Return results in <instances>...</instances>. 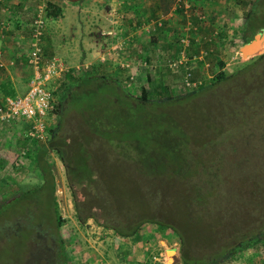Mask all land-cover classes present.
Listing matches in <instances>:
<instances>
[{"label": "rangeland", "instance_id": "obj_1", "mask_svg": "<svg viewBox=\"0 0 264 264\" xmlns=\"http://www.w3.org/2000/svg\"><path fill=\"white\" fill-rule=\"evenodd\" d=\"M61 1H50V4L60 7L59 15L51 17L46 14L43 36L45 55L56 54L74 67L83 64L82 70L88 69L97 80L104 81V101L109 102L106 112L109 111L111 116L107 120H111L113 126L127 130V126L136 128L141 123L145 128L146 137L140 149L135 150L133 139L113 138L112 151L107 150L105 142L102 143V150L94 151L95 157H103L101 164L112 162L115 157L118 159L120 164L116 167L121 170L120 188L130 198L127 203L137 200L138 197L137 201H140L134 181L139 189L147 194V200L148 196L152 195L153 198H150L146 205L147 209L150 208L148 214L156 216L158 215L153 210L166 214L167 208L172 207L170 196L179 195L186 188L203 196L208 193L209 201L201 204L200 209L212 208L213 214L216 215H220L219 210L223 209L221 215L225 217L216 218L219 225L225 226L228 239H233L237 233L244 231L246 222L251 217V222H254L258 214L264 216L263 204L255 202V197L249 195L251 187L241 181V177L247 173L264 175V35L257 39L258 46L254 51L251 48L252 52L247 54L239 49L242 44L239 41L241 29L244 23H247L244 17L248 16L253 8L252 3L257 0H191V7L194 4V8L188 12H184L183 7L176 6V0H169V3L161 5L160 9V6L157 7L159 11L154 8L150 14L143 12L147 9L139 1L128 4L126 0H118L115 4L117 16L112 19L113 26L104 16L107 0L96 1L100 13L95 12L97 9L89 7L83 19L78 15L79 10L72 9V20H77V24L72 23L69 9L61 7ZM137 4L139 8H136ZM52 7L53 11L55 7ZM22 10L26 20H31L33 9ZM257 12L259 14L258 10ZM202 13L205 14L204 19L199 17ZM80 20L83 21L81 26ZM158 20H161L162 24H159ZM85 23L88 26L87 31L83 33L85 27L82 26ZM27 25L24 24V28ZM110 28H113L115 37L102 33ZM263 30L264 27L257 30L255 35ZM114 43L120 45L112 48L118 51L116 55L111 54V50L108 51ZM180 50L183 51L180 53ZM180 58L184 66H191L196 77L209 81L206 86L199 89L185 88L184 83L179 80L183 72L182 67L176 70L171 66H175L173 61H180ZM219 60H222V65ZM84 64L88 65L85 67ZM169 65L171 67H168ZM246 66L248 74L257 73V80L247 78L248 81H243L242 85L230 81L231 78L213 82L210 79L221 67L227 74H231L232 71ZM134 70L135 72H132ZM81 73L82 71L79 74ZM128 74H132L130 78H127ZM158 80L172 84L171 97L155 99L158 95L155 82ZM258 80H262V84ZM142 86L149 93L148 99L141 95ZM73 89L74 85H71L68 92ZM94 89L102 90L96 83ZM64 104L65 99L61 104V111ZM57 124L58 121L56 126ZM20 127V123L12 125L0 121V185L10 179L32 184L38 178L39 172L34 165V159H30L24 149L28 144L35 148L40 142H47L50 132L45 139L32 142L20 135ZM142 158L149 160L152 172L144 168L140 170L158 179L147 178L145 181V178H139L141 176L135 167L144 161ZM49 159L54 163L57 181L55 194L60 214L64 218L62 234L68 247L72 246L71 254H78L80 238H71L70 228L73 229L82 220L86 222V219L93 225L97 224L92 216L83 217L86 211H81V217L77 215L70 175L61 156L51 150ZM116 161L112 163L116 164ZM247 161H254V167L249 169ZM159 179L162 180L161 183L158 182ZM217 194L225 196L214 202L213 196ZM90 200L93 203L91 210L98 211V215L104 220L101 211L106 208L107 203L103 202V194H92ZM116 200L117 203H122L119 198ZM139 207L145 208L143 204ZM129 208L127 205L122 210L123 223L128 221L125 218L133 213ZM178 212L196 217L183 206ZM175 216L178 217L177 214ZM2 221L0 220V264H28L27 245L21 242L23 240L20 233L15 234L16 227L13 223V226L4 224L7 229H3ZM115 222V217L107 219L108 224ZM178 240L180 242L179 236ZM30 241L27 240L28 243ZM80 242L81 247L86 245L82 240ZM256 245L246 247L244 252H237L220 263L235 262L241 254L244 257L249 256L246 255L248 250H252L256 258L264 257V237ZM168 253L171 256L173 254L171 251ZM167 259L169 260V257Z\"/></svg>", "mask_w": 264, "mask_h": 264}, {"label": "trees", "instance_id": "obj_2", "mask_svg": "<svg viewBox=\"0 0 264 264\" xmlns=\"http://www.w3.org/2000/svg\"><path fill=\"white\" fill-rule=\"evenodd\" d=\"M189 1L192 3L191 0ZM252 4L253 8L249 11L248 16L244 17L247 23H244L241 29L240 41L242 43L251 41L254 38L255 32L264 27V0H257ZM52 5L55 7L53 11L51 10ZM192 5L189 8L190 11L194 8V4ZM60 13V7H56V5L50 4L49 2L47 14L55 17ZM25 59L27 61V56ZM199 60L202 61L201 58ZM218 62L221 65L223 64L222 60ZM170 65L168 67H175L176 70L182 67L183 72L179 76L181 82L184 83L187 72H190L188 79L193 80L196 78L195 72L193 73L189 64L186 66L182 63L174 64L175 66ZM240 68L232 71L231 74H227L221 67L210 79L213 82L231 78L230 81L242 85L245 81H248L247 78L249 80H257L255 78L257 73L253 72V74L249 72L248 74V71H246L248 69L247 66L242 69ZM132 72H135V70ZM183 73L185 74L184 77L182 76ZM68 75V83L63 82L60 86L65 104L63 110L60 111L57 126L55 124L49 129V140L47 142H40L35 148L32 147V144H28L24 149L26 155L30 159H34V165L39 172L38 178L32 184H25L22 181L10 179L0 185V220H3L1 223L2 227L3 229H7L5 228L7 226L6 224L8 226H13L14 224L16 227L14 229L15 234L20 233V238L23 240L21 242H25V245H27L28 264H69L71 261L70 246L68 247V244H66L61 230L64 218L60 214L55 194L57 181L54 163L49 159L51 150H55L61 156L68 169L70 185L73 189L75 206L79 217L82 215V210L86 211L85 215H83L84 218L92 216L96 222L105 226H111L120 234H131L143 222L149 220L170 227L179 236L181 258L187 264H218L250 245L255 246L257 242L262 240V237H264L263 215L258 214L259 219H255L254 222H251L252 217L248 219L247 222L251 225H247L246 222L244 231L237 233L235 238L228 239L226 237L227 232L225 231V226L219 225L218 219L216 218L220 217L223 219L225 217V215H221L223 209L219 210L220 215L213 214L212 208L208 209L207 207H203L200 209L201 204L209 201V195L208 193L207 196L200 195L195 190H190V188H186L179 195L173 194L170 196L172 207L167 208L166 214L160 210H153L158 216L148 214L150 213V208L148 207L147 209L146 203H149V199L153 197L152 195L148 196L149 198L147 200V194L139 189L135 181L134 185L137 195H140V201H137L138 197L137 200L127 203L130 198L120 188L122 180L120 178L121 170L116 167L117 164H120L118 159L116 157V159H113V161L117 160L116 164H113V161L101 164L103 157L96 156V158L94 151L102 150L104 148L102 145L103 142L106 143L107 150L109 152L112 151L111 145L113 138L121 140L133 139L135 141V144H133L135 150L140 149L142 141L146 137L145 128L141 125L140 118L138 119L140 124L136 128L127 126V130H122L119 127L113 126V122L107 120L111 116L109 111L106 112L109 102L104 101L106 100L104 98V94L106 93L104 81L97 80L98 78L92 75V72L88 69L82 70L81 74H76L71 71ZM131 75L128 74L127 78H130ZM147 75L149 76V73ZM208 82L206 79H203L196 87L188 85L185 88L199 89L206 86ZM259 82L262 84V80ZM95 83L102 90L94 89ZM155 84L157 87L156 92L158 93L155 99H167L172 96L170 91L172 89L171 83L168 84L164 80H158ZM71 85H74V89L68 92ZM257 89L256 91H258ZM260 89L261 87H259V91ZM141 95L144 99H148L149 93L143 86ZM11 96L15 95L11 94ZM1 104L2 102L0 100ZM23 119L25 118L1 122L12 125H18L20 123V135L22 137L32 142L42 140L24 134L27 122ZM100 134L106 135L107 137L102 138ZM142 159L144 161L135 167L136 172L141 176L138 177L141 179L145 178V181L147 178L151 180L158 179L155 176H151V174H144L140 170L144 168L152 172L149 160L147 158ZM252 159L254 160V158ZM241 164L244 163L241 162ZM246 165L251 169L254 167L255 162L247 161ZM107 166L110 167L107 168ZM241 181L247 183L248 187H251L252 191L249 192V195L252 194L255 197V202L257 204L260 203V205L263 204L264 207V175L259 176L254 174V172L253 174L247 173L246 176L241 177ZM158 182L161 183L162 180L159 179ZM99 193L103 194V202L107 203L106 208L101 211L104 220L99 216L100 214L98 215V211L95 209L91 210V205L93 204L90 200L91 195H97ZM224 196L225 194L214 195L213 200L214 202L220 201ZM118 198L122 200V203H117L116 199ZM113 199L115 201L114 207ZM143 200L147 201L143 202ZM140 204H143L145 208H140ZM179 204L185 207L189 213L193 212L196 217L192 218L189 216L190 214L185 216L179 213L178 210L181 208ZM127 205L130 206L129 209L133 213L130 217L125 218L128 221H124L125 223H123L121 218L123 215L122 210ZM88 209L90 211H87ZM110 217H115L117 222L108 224L107 219ZM260 217L263 219L260 220ZM27 240H31L30 243Z\"/></svg>", "mask_w": 264, "mask_h": 264}, {"label": "crops", "instance_id": "obj_3", "mask_svg": "<svg viewBox=\"0 0 264 264\" xmlns=\"http://www.w3.org/2000/svg\"><path fill=\"white\" fill-rule=\"evenodd\" d=\"M96 1L100 0H62L60 3L61 7L69 9L72 20L71 10L74 8L82 13H78L80 19L86 16L89 7L97 9L95 12L100 13ZM127 1L128 4L141 2L142 6L147 9L142 10L146 14H150L154 8L159 11L161 5L169 3V0ZM35 5V0H0V51L2 60H4V65H0V100L11 94L25 93L29 88L30 79L35 74L36 69L25 59L28 54L29 21L32 19L28 21L22 14V9H28V11L33 9L34 13ZM139 7V5L136 6V8ZM82 22V20L79 21L80 26ZM72 23L77 24L78 22L74 19ZM24 24H28L27 27L24 28ZM87 26L86 23L82 26L85 27L83 33L87 31ZM94 223L98 226L86 219V222L82 220L73 229L70 228V237H74L73 239L79 237L86 245L81 247V242L78 241V254L70 253L69 264H187L181 258L178 236L170 227L154 221H146L131 234H120L113 227L97 223L95 220ZM84 247L86 249L82 250ZM169 251L175 257L169 255ZM251 251H247L246 255L249 254V256L244 257L241 254L235 262L218 264H264V257L256 258Z\"/></svg>", "mask_w": 264, "mask_h": 264}, {"label": "built area", "instance_id": "obj_4", "mask_svg": "<svg viewBox=\"0 0 264 264\" xmlns=\"http://www.w3.org/2000/svg\"><path fill=\"white\" fill-rule=\"evenodd\" d=\"M35 1L36 8L34 9L32 20L29 23L30 34L27 40V61L34 66L36 71L34 76L30 79L29 88L25 93L15 96H7L6 99L1 100L0 121H12L14 119L25 118L23 120L26 121L27 124L24 129V134L29 137L45 139L48 135L49 129L57 123L60 116L63 100V94L60 88L61 83H68L69 72L72 71L79 74L82 71L83 64L74 67L68 65L63 58L56 54L45 55L43 51L45 20L48 4L52 0ZM117 1L118 0H107L108 4L104 16L111 21L109 22L112 24L111 26L114 24V21L112 20L113 17L117 16V5H115ZM176 1L178 2L176 6L183 7L184 12L189 11L191 6L189 0ZM199 17L204 19L205 14H199ZM158 23L162 24L161 20H158ZM189 23H191V21H189ZM190 27L191 26H189V28ZM102 33L110 34L112 37H115L113 28L104 30ZM114 45H111L108 51L110 52L111 50V54L114 53L116 55L118 51L112 50V48L120 45L119 43H114ZM181 51L183 50H180V53ZM1 55L2 52L0 51V65H4V60H2ZM179 60L180 61H173V64H177L178 62L181 63L183 61L181 58ZM87 65L88 64H84L85 67ZM189 74L190 72L186 73L184 79L185 86L189 85L196 87L202 82L203 78L200 77H196L193 80L188 79ZM249 247L252 246H248V248Z\"/></svg>", "mask_w": 264, "mask_h": 264}, {"label": "water", "instance_id": "obj_5", "mask_svg": "<svg viewBox=\"0 0 264 264\" xmlns=\"http://www.w3.org/2000/svg\"><path fill=\"white\" fill-rule=\"evenodd\" d=\"M73 1H75V0H73ZM263 33H264V30H263V32H261V33L255 35L254 38H253L250 42L246 43V44L243 46L242 49H243L247 54L249 53V51H251V48L253 49L252 51H254V49L258 46V43H257L258 40H257V39H258V38H262ZM249 46H250V48H249ZM252 51H251V52H252ZM251 54H253V53H251Z\"/></svg>", "mask_w": 264, "mask_h": 264}, {"label": "clouds", "instance_id": "obj_6", "mask_svg": "<svg viewBox=\"0 0 264 264\" xmlns=\"http://www.w3.org/2000/svg\"><path fill=\"white\" fill-rule=\"evenodd\" d=\"M236 38L238 39L239 38V35H237L236 36ZM240 39V38H239ZM240 41V40H239ZM250 42V41H249ZM248 43V42H247ZM246 43H242L241 45H240V47H239V49L241 50V51H243V46L245 45ZM211 49V48H210ZM210 51V50H209Z\"/></svg>", "mask_w": 264, "mask_h": 264}, {"label": "bare ground", "instance_id": "obj_7", "mask_svg": "<svg viewBox=\"0 0 264 264\" xmlns=\"http://www.w3.org/2000/svg\"><path fill=\"white\" fill-rule=\"evenodd\" d=\"M264 35V34H263ZM172 256H173V254H172Z\"/></svg>", "mask_w": 264, "mask_h": 264}]
</instances>
